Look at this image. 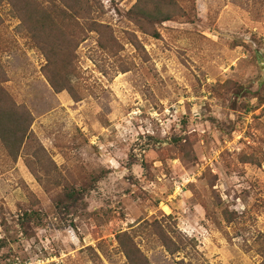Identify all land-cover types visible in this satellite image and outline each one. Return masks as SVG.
I'll return each instance as SVG.
<instances>
[{"label":"rangeland","instance_id":"1","mask_svg":"<svg viewBox=\"0 0 264 264\" xmlns=\"http://www.w3.org/2000/svg\"><path fill=\"white\" fill-rule=\"evenodd\" d=\"M173 1L148 24L89 0L102 28L60 92L0 6L3 87L32 119L17 153L0 143V264H128L125 234L148 264H264V0Z\"/></svg>","mask_w":264,"mask_h":264},{"label":"trees","instance_id":"2","mask_svg":"<svg viewBox=\"0 0 264 264\" xmlns=\"http://www.w3.org/2000/svg\"><path fill=\"white\" fill-rule=\"evenodd\" d=\"M1 5L9 8V14L19 22L17 29L25 32L30 37L32 46L45 55L47 60L45 71L52 89L55 92L63 91L66 84L61 80V72L65 70L71 59L69 50L74 49L79 42L75 37L79 34L83 37L86 31L102 28L99 22L91 19L92 7L89 0H0ZM147 9L149 11H146ZM174 12L173 0H137L129 16L134 21L162 24L171 20ZM65 44L68 48L61 50L60 46H66ZM3 78L4 73L0 70V143L9 154H15L22 142L30 136L29 127L32 119L30 113L10 97L3 87L6 82ZM81 196V192L73 189L65 191L63 198L57 200L58 209L67 210V203L76 205ZM30 215L35 216L34 213ZM25 216L27 223L36 220L35 217ZM125 236L127 240L119 242V245L128 264H148L146 258L133 244V239L126 234ZM159 239L172 256L184 251L191 243L190 240L185 239L177 241ZM179 264L191 263L181 260Z\"/></svg>","mask_w":264,"mask_h":264}]
</instances>
